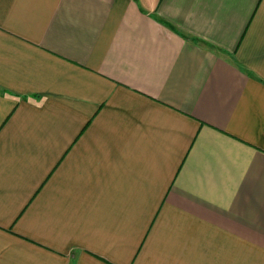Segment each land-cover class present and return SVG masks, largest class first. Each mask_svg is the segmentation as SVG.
<instances>
[{"label":"crops","instance_id":"0c3cea01","mask_svg":"<svg viewBox=\"0 0 264 264\" xmlns=\"http://www.w3.org/2000/svg\"><path fill=\"white\" fill-rule=\"evenodd\" d=\"M0 264H264V0H0Z\"/></svg>","mask_w":264,"mask_h":264}]
</instances>
